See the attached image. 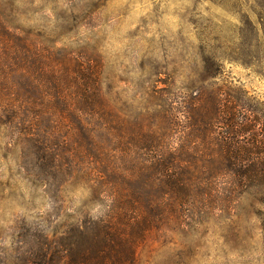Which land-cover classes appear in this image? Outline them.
<instances>
[{"label":"trees","instance_id":"16d2710c","mask_svg":"<svg viewBox=\"0 0 264 264\" xmlns=\"http://www.w3.org/2000/svg\"><path fill=\"white\" fill-rule=\"evenodd\" d=\"M38 38L0 13L6 148L19 152L55 209L74 179L103 208L61 232L42 230L22 252L23 264H137L151 235L176 231L181 208H196L195 198L202 204L221 174L233 181L226 200L264 187V105L245 90L224 94L208 82L209 58L198 71L202 82L177 95L188 121H177L176 131L172 105L134 114L104 94L98 53ZM176 133L177 149L170 144Z\"/></svg>","mask_w":264,"mask_h":264},{"label":"rangeland","instance_id":"374dc122","mask_svg":"<svg viewBox=\"0 0 264 264\" xmlns=\"http://www.w3.org/2000/svg\"><path fill=\"white\" fill-rule=\"evenodd\" d=\"M0 13L38 39L98 53L104 94L134 114L172 105L176 131L177 121H188L177 95L202 82L207 58L204 76L214 87L245 90L264 105V0H0ZM177 135L170 137L176 149ZM6 141L0 127V264H23L22 252L42 230L61 232L103 207L74 179L55 209ZM214 184L205 206L195 198L196 208H181L176 231L151 235L137 264H264V187L226 200L231 177Z\"/></svg>","mask_w":264,"mask_h":264}]
</instances>
